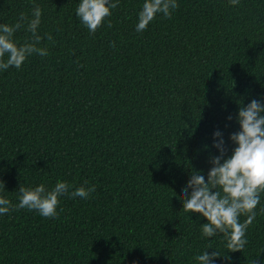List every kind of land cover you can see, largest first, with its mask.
<instances>
[{
    "label": "trees",
    "instance_id": "obj_1",
    "mask_svg": "<svg viewBox=\"0 0 264 264\" xmlns=\"http://www.w3.org/2000/svg\"><path fill=\"white\" fill-rule=\"evenodd\" d=\"M80 2L0 0V24L42 8L48 49L0 71V196L15 206L20 185L71 186L54 218L0 215V264H198L206 250L220 253L215 264L264 261V193L242 252L203 237L206 218L179 199L192 172L207 180L214 132L227 158L240 106L264 102V0H177L141 33L144 0H119L94 34ZM91 185L87 199L71 197Z\"/></svg>",
    "mask_w": 264,
    "mask_h": 264
},
{
    "label": "clouds",
    "instance_id": "obj_2",
    "mask_svg": "<svg viewBox=\"0 0 264 264\" xmlns=\"http://www.w3.org/2000/svg\"><path fill=\"white\" fill-rule=\"evenodd\" d=\"M239 2L230 0L233 6ZM118 4L119 0H81L75 14L94 34ZM178 6L177 0H144L138 13L136 31H145L157 14L171 18ZM41 18L42 8L34 5L31 17L21 12L15 23L0 24V71L10 67L19 69L33 54L48 55L46 47H39L43 39L38 33ZM108 26L111 27L110 20ZM22 28L31 36L18 45L14 34ZM46 36L49 41L53 40L50 33ZM228 119L231 120L232 116ZM236 120L240 130L230 134L229 139L236 145L232 154L225 158L222 133L219 130L214 132V137L219 138L214 141V147L220 155L210 158L212 167L207 180L199 171L192 172L179 197L185 213H199L206 218L207 222L201 225V235L210 238L222 234L228 252L244 250L248 243L247 229L257 215L255 209L260 203L261 193H264V102L253 99L247 106H240ZM70 187L63 180L57 181L51 190H47L44 184L35 187L20 185L17 205L13 206L8 198L0 196V215L9 213L15 207L35 210L45 218H54L58 215L59 197L68 195ZM94 191L95 185L80 186L70 195L72 198L87 199ZM241 216L246 217L243 222ZM220 256L217 251L209 253L206 250L195 256V260L198 264H215V258ZM224 257L230 259L227 255ZM252 264H264V261L256 259Z\"/></svg>",
    "mask_w": 264,
    "mask_h": 264
}]
</instances>
